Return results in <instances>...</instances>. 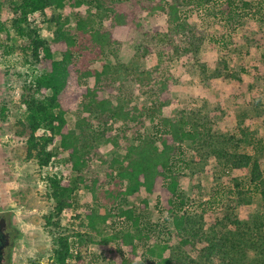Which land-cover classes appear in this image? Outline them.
Masks as SVG:
<instances>
[{
	"label": "trees",
	"instance_id": "1",
	"mask_svg": "<svg viewBox=\"0 0 264 264\" xmlns=\"http://www.w3.org/2000/svg\"><path fill=\"white\" fill-rule=\"evenodd\" d=\"M85 2L103 12V19L107 20L105 26H96L89 11L86 14L77 11L72 25L68 18L59 22L58 17L53 38L44 40L27 20L29 14L43 12L48 7L56 10L68 5L77 9ZM182 2L11 0L8 8L12 18L5 22L2 21L4 5L0 0L1 48L7 55L14 54L12 36L25 40L18 46L15 56L18 59L16 68L21 72L18 75L23 80L19 107L24 110L29 130L26 159L35 161L42 169L49 167L53 159L65 155L63 170L44 176L48 197L53 202L44 224L54 244L50 264H70L71 260L74 264H91L88 251L111 243L114 247L109 249L110 261L114 264H210L218 254L229 264H264V210L254 211L249 223L244 225L234 215L227 214L224 226L228 228L230 224L233 228L212 236L199 225L201 218L198 220L182 210L188 200L183 201L180 193L175 162L183 143L197 142L207 148V154L218 163L248 173L246 187L235 182L233 192L237 198L232 202L249 204L253 193L259 194L264 201V146L252 154L240 150L243 145H251L253 133L264 131V121L255 124L250 119L243 120L237 126L240 133L237 138L213 131L196 115L187 117L182 113L179 117H164L163 108L171 104L173 77L169 73L162 77L153 68L134 67L129 58L124 57L130 34L141 28L138 18L143 13L166 16L168 32L163 34L171 41L185 47L202 43L203 38L196 28L190 27L181 17ZM232 2H226L228 9ZM242 2L244 7L250 6L248 2ZM231 16L233 20L236 17ZM239 42L245 44L240 38L237 39ZM55 52L61 55L60 60L54 59ZM151 52L149 46L142 47L143 62ZM104 55L109 61L102 60L99 70L94 62ZM129 77L153 95L150 114L157 121L150 129L146 127L147 108L114 105L111 97L104 96L105 91L113 90L114 83H123ZM78 108L88 116L69 121L67 115ZM90 116L97 124L96 129ZM116 123L124 126L123 141L119 145L114 136L110 140L119 147L120 155L114 154L108 161L101 160V165L106 167L102 176L88 177L87 170L93 163L98 141L108 138ZM92 136L96 139L87 141ZM158 179H161L158 203L166 211L178 240L170 241L169 235L165 239L153 238V230L142 226L132 208L120 207L126 198L152 195ZM80 186L90 194L95 206L69 217L70 222L61 225L60 215L72 207ZM147 206L145 198L141 207ZM204 211L206 209L202 208V213ZM116 217L124 218L127 225L114 226ZM71 238L74 241L71 242Z\"/></svg>",
	"mask_w": 264,
	"mask_h": 264
},
{
	"label": "rangeland",
	"instance_id": "2",
	"mask_svg": "<svg viewBox=\"0 0 264 264\" xmlns=\"http://www.w3.org/2000/svg\"><path fill=\"white\" fill-rule=\"evenodd\" d=\"M1 1L4 5L2 21L8 22L12 18L8 8L11 0ZM182 1L181 17L190 27L196 28L203 38L202 43L187 44L185 47L171 41L169 36L163 34L168 32L166 16L143 13L138 18V26L141 28L130 34L124 57L129 58L134 67L153 68L162 77L166 73L173 77L171 104L163 108L164 117H179L182 113L187 117L196 115L200 121L207 122L213 131L239 138L237 126L243 120L250 119L255 124L264 121V0ZM228 1H233L230 9L226 4ZM242 1L248 2L250 6L244 7ZM89 4L85 2L77 9L68 5L56 10L48 7L43 12L29 14L27 20L44 40L53 38L56 26L64 18H68L71 23L69 25H72L77 11L83 14L89 11L96 23L98 21L96 26H105L107 20L103 19V12ZM231 15L236 16L234 20ZM12 37L16 50L14 54L7 55L0 46V220L4 219L1 231L8 238L3 264H50L54 244L44 224L53 202L48 197L44 176L52 171L61 172L65 155L53 159L49 167L42 169L35 161L26 159L29 130L24 110L19 107L23 80L18 75L20 71L16 65L17 48L25 40L16 39L14 35ZM239 38L244 40V45L243 42L237 43ZM1 40L0 34V43ZM144 45L149 46L152 52L143 62L140 52ZM60 58L61 55L55 52L54 59ZM102 60H107L106 55L94 62L99 70L102 69ZM131 79L129 77L123 83H114L113 90L110 93L105 91L104 96L111 97L114 105L122 104L126 108L142 105L147 108L146 127L150 129L157 121L150 114L153 95ZM88 84L92 85L93 82ZM79 116L88 115L78 108L68 114L67 119L73 121ZM90 119L96 129L97 124L91 116ZM123 129L122 124L116 123L112 134L108 138H101L100 143L98 141L93 163L87 170L88 177L102 176L106 167L101 165V160L108 161L114 154L120 155L119 147L110 137L114 136L120 145ZM253 137L252 146L243 145L240 150L252 154L255 149L264 146V131L253 133ZM95 139L92 136L86 140L92 142ZM180 150L181 154L176 156V170L183 201L188 200L184 202L182 210L198 220L201 218L199 225H202L204 231L210 232L212 236L220 235L233 228L230 224L228 228L224 226L227 214L234 215L244 225L249 223L254 211L264 210V201L257 193H253L249 204L239 201L236 205L232 202V199L237 198L233 192L235 182L246 187L248 173L218 163L207 154V148L197 142L183 143ZM160 187L161 179H158L152 195L138 194L126 198L121 201L120 207L132 208L140 217L142 226L153 230V238L165 239L169 235L167 237H171L170 241L178 240L174 237L175 229L166 211L158 203L157 191ZM145 198L148 206L142 208L141 202ZM93 206L95 203L90 194L80 186L74 195L72 207L60 215L61 225H67L69 217ZM202 208L206 209L203 213ZM114 221V226L118 228L127 225L124 218L116 217ZM111 247L114 244L92 247L88 251L91 264H114L110 261ZM221 256H215L210 264H229ZM74 263L71 260L70 264Z\"/></svg>",
	"mask_w": 264,
	"mask_h": 264
},
{
	"label": "water",
	"instance_id": "3",
	"mask_svg": "<svg viewBox=\"0 0 264 264\" xmlns=\"http://www.w3.org/2000/svg\"><path fill=\"white\" fill-rule=\"evenodd\" d=\"M3 224H4V219H1L0 220V230L3 227ZM5 246H6L5 243H1V241H0V264H3V259H4L3 250H4Z\"/></svg>",
	"mask_w": 264,
	"mask_h": 264
},
{
	"label": "flooded vegetation",
	"instance_id": "4",
	"mask_svg": "<svg viewBox=\"0 0 264 264\" xmlns=\"http://www.w3.org/2000/svg\"><path fill=\"white\" fill-rule=\"evenodd\" d=\"M0 241H1V243H5V245H6L5 248H6L8 245V238H7V235H4L1 230H0ZM5 248H4V250H5ZM4 250H3V254H4Z\"/></svg>",
	"mask_w": 264,
	"mask_h": 264
}]
</instances>
